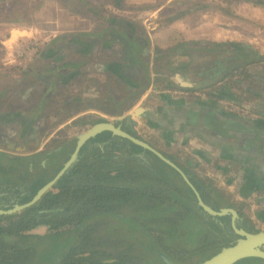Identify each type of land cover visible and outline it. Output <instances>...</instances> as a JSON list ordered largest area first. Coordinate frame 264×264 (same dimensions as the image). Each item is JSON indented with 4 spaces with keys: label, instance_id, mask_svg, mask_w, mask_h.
I'll use <instances>...</instances> for the list:
<instances>
[{
    "label": "crops",
    "instance_id": "obj_1",
    "mask_svg": "<svg viewBox=\"0 0 264 264\" xmlns=\"http://www.w3.org/2000/svg\"><path fill=\"white\" fill-rule=\"evenodd\" d=\"M17 1L0 0V24L16 22ZM76 2L70 3L71 29L22 54L14 47L0 59V79L7 70L14 73L0 88V152L35 156L77 137L82 125L112 122L186 173L228 176L219 186L256 201L263 218L264 92L255 91L245 104L218 93L233 88L246 70L264 88V61L240 62L241 51L252 49L249 42L234 31L158 29V14L136 18L126 2ZM9 57L12 64L3 63ZM226 102L245 113H232ZM138 110L140 131L128 120Z\"/></svg>",
    "mask_w": 264,
    "mask_h": 264
},
{
    "label": "trees",
    "instance_id": "obj_2",
    "mask_svg": "<svg viewBox=\"0 0 264 264\" xmlns=\"http://www.w3.org/2000/svg\"><path fill=\"white\" fill-rule=\"evenodd\" d=\"M70 1L72 5L77 4L76 0ZM118 3L115 0V4ZM248 60L246 58L245 62ZM74 145L65 141L54 151L25 158H11L0 152V188L11 193L6 200L0 198V208L7 210L16 204L29 202L70 159ZM125 153H129L134 160L121 156ZM134 155L155 168L147 167V163H142ZM44 159L50 161L46 167L41 165ZM36 163L41 165L38 174L29 168ZM172 172L182 180L181 187L172 186L169 182L168 175ZM186 174L207 205L216 211L233 208L239 215V229L259 231L254 222L231 202L228 194L207 184L195 172ZM53 189L57 192H52ZM52 190L32 207L10 216H0V264H40V253L37 250L31 253V247H25L29 240L39 238L25 233L41 225L54 231L53 238L74 240L70 247L54 258L52 264H146L141 260V251H134L135 248L142 249L136 242L125 240L115 248L104 239L101 226L108 220L127 227L129 224L134 226L128 229V235L136 232L142 241H147L146 244L155 246L158 249V264H168L163 256L174 264H199L222 248L209 238L194 246L190 243L184 246L183 242L187 239L182 231L186 230L185 225L189 222L204 228L208 224L215 226L216 240L224 238L233 242L238 238L232 229L230 214L215 217L207 213L197 205L196 194L175 169L150 151L110 132L87 142L76 163ZM216 220L227 222L220 227ZM4 221L8 225L3 226L1 222ZM63 227L70 229L60 232ZM124 247L133 252L135 258H129L122 250ZM243 262L264 264V259L247 258L236 264Z\"/></svg>",
    "mask_w": 264,
    "mask_h": 264
},
{
    "label": "rangeland",
    "instance_id": "obj_3",
    "mask_svg": "<svg viewBox=\"0 0 264 264\" xmlns=\"http://www.w3.org/2000/svg\"><path fill=\"white\" fill-rule=\"evenodd\" d=\"M107 2L114 4L115 0H96V3ZM120 4H128L130 7V13L134 17L142 18L151 13L158 14L155 20L159 21L156 24V28L163 29L168 26H177L179 30L195 31L197 29L199 35H203L206 31L212 33L213 31L226 32L234 31L238 35L237 37L243 41L249 42V46L256 52L264 56V0H116ZM70 0H22L17 1L15 18L16 22L14 24H0V59L5 58V54L14 47L16 52L22 51L27 47L39 46V44L46 42V40L54 35L56 32L64 31L65 29H71L72 23L68 22L71 17L69 14L71 12ZM41 12V13H40ZM4 13H1L3 15ZM11 18V9H10ZM186 28V29H185ZM16 29L17 31L24 32L25 35L20 36L17 40L10 41L12 37V31ZM63 29V30H61ZM191 29V30H190ZM210 31V32H209ZM250 49L249 51L251 52ZM7 58L3 63L9 61L13 57ZM12 62V61H11ZM6 63V64H7ZM259 63V62H258ZM17 68H19L18 63H14ZM8 65V64H7ZM13 66V65H9ZM2 68H6L3 66ZM14 68V67H12ZM16 68V69H17ZM31 68V67H30ZM13 70L5 71L3 80L0 79V88H4L8 84L9 76ZM236 77V75L234 76ZM233 79V78H231ZM235 83L232 82L233 88L222 89L219 92L224 97H230L239 103L245 104L246 101H250L253 97H256L255 91L264 92L263 85L256 80L255 76L247 72L242 71L237 75V79H234ZM217 84V83H215ZM214 84V85H215ZM213 86V85H212ZM222 89V90H221ZM203 90V89H202ZM203 92V91H202ZM216 95L215 91H211ZM227 94V95H226ZM205 97L206 95H198L199 98ZM241 104V105H242ZM226 106L231 110L232 113L242 114V107H237L236 104L227 103ZM245 113V112H244ZM94 126V125H92ZM92 126L82 125L81 132L77 135H81L88 131ZM76 138V137H75ZM69 138V140H73ZM62 142V141H61ZM54 149L59 148V144H55ZM166 155L175 158V154H171L164 149ZM54 151V150H50ZM172 156H171V155ZM171 159V158H170ZM173 159V160H174ZM178 161H183L181 157H177ZM46 160V159H44ZM172 160V159H171ZM205 171V170H204ZM41 171H39L40 173ZM173 173V177H172ZM169 173L168 178L172 186H182V180L174 172ZM199 174V173H198ZM1 177V176H0ZM221 179H229L216 177L207 178L204 181L213 186L216 189L224 191L228 194L231 202L241 210V212L249 217L255 224L256 229L259 231H264V216L260 219V213L263 209H260L256 201L253 202L250 197L243 194L240 196L237 193L228 190L227 186H219ZM209 180V181H208ZM225 181V180H224ZM227 183V182H226ZM184 184V183H183ZM228 185V184H227ZM52 190V189H51ZM52 192H57V190H52ZM263 203V200H259L257 203ZM255 213H258L255 215ZM3 226L8 225L7 221L1 222ZM119 222H114L108 220L106 224L101 226V235L104 239L109 241L115 248L119 247L121 243L125 240H129V243L136 242L138 246L142 249H136L134 251H141V260H144L146 264H158V257L156 253L158 249L155 246L151 247V244H146L147 241H142V238L136 232L130 233L128 235V229L134 226L120 225ZM185 225L186 230L182 233L186 236L187 241L183 245L186 246L190 243L192 246L199 244L198 242L209 238L213 244L217 243L218 247H224L231 243L227 239L219 238V240L214 239L216 236V231L213 226L209 224L204 228L199 224H194L192 222ZM70 227H63L59 231L64 232L69 230ZM54 231L45 225L38 226L33 230L26 232L25 235L38 236L39 239L29 240L26 242L25 247H31V253L36 251L40 257V264H52L55 257L61 255L63 249L70 247L74 240L72 238H53ZM156 234H159L157 232ZM52 236L46 239V236ZM126 237V238H124ZM124 238V239H122ZM142 243H145L142 244ZM132 245V244H131ZM179 245H181L179 243ZM135 246V245H134ZM134 246L130 247L133 248ZM151 249V250H150ZM129 258H135L133 252L125 247L122 249ZM132 255V256H131ZM143 258V259H142ZM140 259L137 260L139 262ZM243 264H250L249 262H243Z\"/></svg>",
    "mask_w": 264,
    "mask_h": 264
},
{
    "label": "water",
    "instance_id": "obj_4",
    "mask_svg": "<svg viewBox=\"0 0 264 264\" xmlns=\"http://www.w3.org/2000/svg\"><path fill=\"white\" fill-rule=\"evenodd\" d=\"M260 57L264 58L263 56H260ZM128 120L133 122L131 118H128ZM231 127L232 125H230V128ZM239 127L240 129L244 128L242 125H240ZM105 132H110L113 136L127 139L130 142L150 151L155 156H157L159 159H161L164 163H166L167 165L175 169L196 194L198 198L199 206H201L210 215L215 216V217H223L229 214L231 215L232 229L235 232V234L238 236V239L222 247L214 255L210 256L209 258H207L206 260H204L203 262L199 264H236L237 262L247 259V258L264 259V231L249 232L245 229H239L237 226V219L239 215L235 209L225 207L220 211H216L210 206H208L203 201V199L200 196L199 191L190 181L189 177L187 176L184 170H182L178 165H176L173 161H171L168 157H166L160 151L154 149L148 143L141 140L138 137V135H131L130 133L121 129L120 126H117L112 122L98 123L94 125L92 128H90L88 131H86L85 133L77 136L73 140L68 141L70 145H72V143L75 144L74 145L75 150L72 153L70 159L64 164L62 169L58 172V174L52 180H50L44 187H42L38 191V193L29 202L25 204H16L13 208H10L7 210L0 208V216L1 215L10 216V215L22 212L32 207L33 205H35L38 201L41 200V198L49 190H51L57 184V182L63 177V175L67 173L69 169L76 163L79 157V153L81 149L83 148V146L90 140L96 138L98 135L105 133ZM48 164H50V161L48 159L43 160L41 162V165L43 167H46ZM40 166L38 163H36V164L30 165L29 168H31L35 172V174H38V172L41 170ZM163 258L166 261V263L174 264L166 256H163Z\"/></svg>",
    "mask_w": 264,
    "mask_h": 264
},
{
    "label": "flooded vegetation",
    "instance_id": "obj_5",
    "mask_svg": "<svg viewBox=\"0 0 264 264\" xmlns=\"http://www.w3.org/2000/svg\"><path fill=\"white\" fill-rule=\"evenodd\" d=\"M242 52H244V53H242ZM241 56L239 57L240 58V62L242 63L243 61H245L246 60V58H248L249 60L248 61H253L252 63H254V62H256V61H262V60H257V59H255V55L252 53V52H249V51H241ZM257 57V56H256ZM231 66V65H230ZM210 73V72H209ZM121 129H123L122 127H121ZM124 130V129H123ZM125 131V130H124ZM99 146H101V144L99 145ZM125 157H127V159H130L131 161L132 160H134L131 156H130V154L129 153H125V154H123ZM134 157H136V158H138V160L139 161H141V157L140 156H135L134 155ZM142 162V161H141ZM142 163H147V167H149V166H151V167H154L155 168V166H153V165H150V164H148V162H142ZM175 163V162H174ZM153 164V163H152ZM176 164V163H175ZM146 165V164H145ZM180 167V166H179ZM157 168V167H156ZM181 168V167H180ZM1 189V188H0ZM10 195H11V193H9V192H7V191H5L4 189H1L0 190V198H5V200L6 199H8L9 197H10ZM185 196V195H184ZM4 203V202H3ZM13 203H11V205H12ZM11 205H9V206H11ZM197 205H199L198 203H197ZM209 206V205H208ZM211 207V206H210ZM212 208V207H211ZM223 209V208H222ZM221 209V210H222ZM227 216V215H226ZM224 217V216H223ZM225 222H227V221H225ZM225 222H220L219 220H216V223L218 224V226L220 225V227H221V225L223 226L224 225V223ZM232 226V225H231ZM213 227H215V226H213ZM215 229V228H214ZM238 239V238H237ZM236 240V239H235Z\"/></svg>",
    "mask_w": 264,
    "mask_h": 264
},
{
    "label": "bare ground",
    "instance_id": "obj_6",
    "mask_svg": "<svg viewBox=\"0 0 264 264\" xmlns=\"http://www.w3.org/2000/svg\"><path fill=\"white\" fill-rule=\"evenodd\" d=\"M23 35H25L24 32H20V31H17L16 29H14L12 31V37H11V40L10 41L17 40L20 36H23ZM139 114H140V111L139 110L138 111H135L133 113V116L134 117L132 119L135 122V126H136L137 131H140V124H139V120L137 119L138 116H139Z\"/></svg>",
    "mask_w": 264,
    "mask_h": 264
},
{
    "label": "built area",
    "instance_id": "obj_7",
    "mask_svg": "<svg viewBox=\"0 0 264 264\" xmlns=\"http://www.w3.org/2000/svg\"><path fill=\"white\" fill-rule=\"evenodd\" d=\"M28 48H31V47H28ZM27 49V48H26ZM23 52L21 51V54H22Z\"/></svg>",
    "mask_w": 264,
    "mask_h": 264
}]
</instances>
